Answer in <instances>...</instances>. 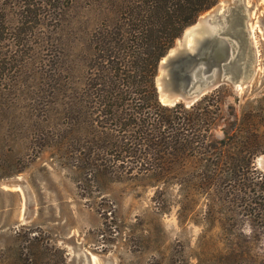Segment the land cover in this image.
I'll return each instance as SVG.
<instances>
[{
    "label": "rangeland",
    "instance_id": "374dc122",
    "mask_svg": "<svg viewBox=\"0 0 264 264\" xmlns=\"http://www.w3.org/2000/svg\"><path fill=\"white\" fill-rule=\"evenodd\" d=\"M101 1L0 0V264H264V153L250 163L240 139L228 140L233 116L264 115V0H219L184 30L217 25L238 4L256 57L240 95L218 87L226 120L207 149L220 155L186 159L182 183L90 172L60 144L68 117L57 87L87 65Z\"/></svg>",
    "mask_w": 264,
    "mask_h": 264
},
{
    "label": "trees",
    "instance_id": "16d2710c",
    "mask_svg": "<svg viewBox=\"0 0 264 264\" xmlns=\"http://www.w3.org/2000/svg\"><path fill=\"white\" fill-rule=\"evenodd\" d=\"M218 1H101L108 12L93 30L87 65L77 68L81 76L71 85L61 80L57 87L59 109L68 117L60 144L73 146L88 171L182 183L177 177L184 176L186 159L220 155L207 149L216 145L213 129L226 120L220 88L187 107L161 103L155 85L161 58ZM233 120L239 132L229 137L230 146L240 139L253 163L264 153V115L244 110Z\"/></svg>",
    "mask_w": 264,
    "mask_h": 264
},
{
    "label": "water",
    "instance_id": "95a60500",
    "mask_svg": "<svg viewBox=\"0 0 264 264\" xmlns=\"http://www.w3.org/2000/svg\"><path fill=\"white\" fill-rule=\"evenodd\" d=\"M240 7L236 4L230 8L229 14L224 16L225 21L233 27L229 33L230 39L218 35L199 39L195 52H191L187 48V34L184 31L185 41L181 45L176 42L161 58L155 78L161 103L175 105L182 101L191 106L223 84H229L235 93L240 95L251 79V70H254L255 62L251 31L244 29L245 15ZM217 18L221 20L220 16H213L215 21ZM217 43L224 44L228 51L230 49L231 56H228V52L224 58L213 51L212 45ZM246 50L251 53L249 57H246ZM257 162L264 169V154L258 157ZM6 186L16 187L9 183ZM80 257L82 262L92 261V256L86 252Z\"/></svg>",
    "mask_w": 264,
    "mask_h": 264
},
{
    "label": "bare ground",
    "instance_id": "6f19581e",
    "mask_svg": "<svg viewBox=\"0 0 264 264\" xmlns=\"http://www.w3.org/2000/svg\"><path fill=\"white\" fill-rule=\"evenodd\" d=\"M225 20L226 19H222V21H214L216 23L220 22L217 25H212V24L200 25V23H199L198 25H194V26L189 27L186 30V34H187V37H193V39L190 38L187 41V43H186L188 50H190L191 52H195V48H196V45L198 43L197 40H199V38H196L195 35H196V30L200 28L199 26H201V28L203 26V28H202L203 29V34H202V38H200V39L209 38L210 36H214V35H218V36L230 39L229 38L230 37L229 33L233 30V27L230 25V23H228ZM252 31H253V29H252ZM252 31H251V37H252L251 43H252V46L254 47ZM212 49H213V51L217 52L220 56H223L224 58H225V55L228 52H229L228 56H231L230 49L228 51L226 46L224 44H222V43L213 44L212 45ZM250 54H251L250 51L246 50V57H249ZM255 57H256V54H255ZM254 71L255 70H251V78H252V76L254 74Z\"/></svg>",
    "mask_w": 264,
    "mask_h": 264
}]
</instances>
